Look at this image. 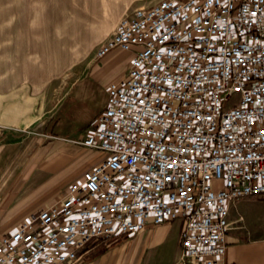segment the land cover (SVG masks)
<instances>
[{"label": "built area", "instance_id": "2783aa9c", "mask_svg": "<svg viewBox=\"0 0 264 264\" xmlns=\"http://www.w3.org/2000/svg\"><path fill=\"white\" fill-rule=\"evenodd\" d=\"M112 50L125 71L73 139L97 161L0 233V264H79L90 242L175 219L179 264H226L231 206L264 200V0L139 4L94 57Z\"/></svg>", "mask_w": 264, "mask_h": 264}, {"label": "rangeland", "instance_id": "374dc122", "mask_svg": "<svg viewBox=\"0 0 264 264\" xmlns=\"http://www.w3.org/2000/svg\"><path fill=\"white\" fill-rule=\"evenodd\" d=\"M74 1L70 6V0H0V140L10 142L2 145L0 155L7 156L6 164H10L6 169L7 178L17 173L25 179L30 168L22 165L39 148L44 154L51 147L60 146L63 154H69L65 156L69 159L38 186L45 187L52 178L63 179L62 175L69 169L60 186L56 182L53 191L39 195L44 196V207L57 202L53 197L62 195L66 183L80 178L82 170L99 157L97 150L73 142L78 136L65 134L70 110L65 97L68 89L72 82L90 78L97 93L104 95L108 81L123 75L128 54L112 50L96 59L95 48L110 35L121 14L155 0H123L113 10L100 8L104 0H77V4ZM45 8L51 12L47 21L52 24L44 22ZM64 36L81 37L66 46L61 41ZM59 51L65 54L62 64L56 62ZM108 54L115 58L111 68L107 67ZM55 191L56 196L52 195ZM229 217L230 234L262 243L260 251L246 257L264 258V200L259 196L240 197L231 206ZM11 229H0V233ZM119 237L88 243L81 262ZM179 252L180 244L177 264Z\"/></svg>", "mask_w": 264, "mask_h": 264}, {"label": "crops", "instance_id": "0c3cea01", "mask_svg": "<svg viewBox=\"0 0 264 264\" xmlns=\"http://www.w3.org/2000/svg\"><path fill=\"white\" fill-rule=\"evenodd\" d=\"M122 1L104 0L100 8L107 7L113 10ZM74 2L75 4L78 3L77 0ZM70 3V6H72L73 0H70ZM50 14L51 12L48 8H45V24H52V22L47 21V17ZM80 16L84 17L85 15L80 14ZM80 37L64 36L61 38V41L66 46H69L71 42ZM56 56H58V61L56 62L62 64L65 58L64 52L59 51ZM107 59L110 60L107 67L111 68L115 64V58L110 54ZM96 89L97 87L94 81L90 78L72 82L65 96L70 109L68 111L69 118L67 119L69 123L65 127V134L80 136V134L85 133L91 127L94 120L93 117L102 109L106 98L105 91L101 97V94H98ZM87 121V125L81 127ZM5 143L10 142L0 140V149ZM60 148V146L57 148L53 146L44 154L42 153L43 150L39 148L32 159L22 165V168H30L29 174L25 179H22L21 175L17 173L7 178L6 169L10 164H6L8 161L6 159L7 156L0 155V229L3 230L13 227L15 222L25 213L43 207L42 197L44 196L40 197L39 195L53 191L55 186L57 184V186H60L62 180L67 177L70 172L69 169L62 175L64 176L63 179L58 180L52 178L45 187L38 188L39 184L47 176L53 175L69 159L65 157L69 154H63ZM56 182L57 184L54 185ZM56 192L52 193V195H55ZM59 194L53 197L55 201H58L61 197V193ZM2 218L12 219L3 221ZM182 226L183 221L181 219L160 224H149L144 230L138 233L121 235L113 244L102 248L98 253L93 254L90 258L79 264H177L175 261L179 251V238ZM229 232L230 230L228 231V242L223 255L224 263L264 262V258L246 257L248 254L252 256V254L260 251L261 242L242 239L236 234H230Z\"/></svg>", "mask_w": 264, "mask_h": 264}, {"label": "bare ground", "instance_id": "6f19581e", "mask_svg": "<svg viewBox=\"0 0 264 264\" xmlns=\"http://www.w3.org/2000/svg\"><path fill=\"white\" fill-rule=\"evenodd\" d=\"M230 219V218H229ZM231 221V220H230Z\"/></svg>", "mask_w": 264, "mask_h": 264}]
</instances>
